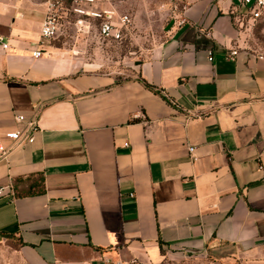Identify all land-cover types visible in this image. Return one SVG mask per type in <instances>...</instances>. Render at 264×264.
<instances>
[{
	"label": "crops",
	"instance_id": "obj_1",
	"mask_svg": "<svg viewBox=\"0 0 264 264\" xmlns=\"http://www.w3.org/2000/svg\"><path fill=\"white\" fill-rule=\"evenodd\" d=\"M178 1L164 33L104 58L95 28L43 38L42 0H0V142L17 113L40 125L0 159V242L24 264L264 243V52L240 0Z\"/></svg>",
	"mask_w": 264,
	"mask_h": 264
},
{
	"label": "rangeland",
	"instance_id": "obj_2",
	"mask_svg": "<svg viewBox=\"0 0 264 264\" xmlns=\"http://www.w3.org/2000/svg\"><path fill=\"white\" fill-rule=\"evenodd\" d=\"M120 13H129L133 17V36L127 44H115L107 41L100 51L106 58L107 50H115L118 57L128 49L138 48L139 44L151 41L155 34L164 33L169 25L174 10L182 6L178 0H104ZM71 26L75 16L69 17ZM243 45L264 52V18L248 20L242 25ZM68 37L72 36L67 35ZM114 49H110V48ZM122 63L123 62H119ZM102 66L100 68H105ZM13 242H0V264H24L17 258ZM145 264H264V243L243 246L236 242H219L209 245L206 249L183 251L170 249L165 251L158 261L143 262Z\"/></svg>",
	"mask_w": 264,
	"mask_h": 264
},
{
	"label": "built area",
	"instance_id": "obj_3",
	"mask_svg": "<svg viewBox=\"0 0 264 264\" xmlns=\"http://www.w3.org/2000/svg\"><path fill=\"white\" fill-rule=\"evenodd\" d=\"M45 3V15L41 23L40 34L43 38H56L64 35L67 29L72 27L69 17L75 16L73 24L78 31L96 29V35L102 41L115 44H123L132 36L133 17L129 13H120L114 8L100 9L98 3L104 0H42ZM242 5L245 8H242ZM236 21L239 26L248 20L264 18V0H240L235 5ZM3 39V37H0ZM4 47L8 42H3ZM36 50L35 54H40ZM230 53H238L237 48H231ZM261 56H264L261 55ZM173 101V99H171ZM15 119L18 123L25 122V126H18L5 132V136L13 140L12 145H3L0 142V159L8 155L10 150L17 146L32 142L35 132L40 128L36 119H28L24 113H17ZM192 156L195 154V146L191 145ZM195 156V155H194ZM4 186L0 187L2 192ZM133 194V193H132ZM108 264H145L138 257L110 260Z\"/></svg>",
	"mask_w": 264,
	"mask_h": 264
}]
</instances>
